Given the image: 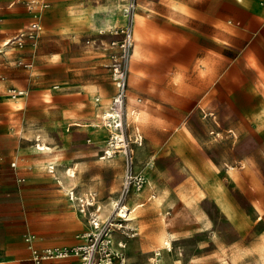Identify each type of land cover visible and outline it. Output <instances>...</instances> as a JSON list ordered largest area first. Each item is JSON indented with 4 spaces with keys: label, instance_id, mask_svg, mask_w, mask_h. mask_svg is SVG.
<instances>
[{
    "label": "crops",
    "instance_id": "crops-1",
    "mask_svg": "<svg viewBox=\"0 0 264 264\" xmlns=\"http://www.w3.org/2000/svg\"><path fill=\"white\" fill-rule=\"evenodd\" d=\"M45 1L48 6L39 16L41 25L36 41H25L23 46L30 47L31 51L26 49L15 55L16 59L31 61L28 71L31 121L34 124L32 131L41 135L58 127L65 126L67 130L72 124L74 135H101L94 127L107 109V100L95 99L100 97L99 82L80 80L75 100L65 99L64 91L52 89L54 84L63 88L67 83L57 68L61 65V51H53L51 47L81 36L99 38V33L105 29L123 25L126 22L124 8L127 0ZM25 2L0 0L2 45L32 20V13L24 6ZM131 23L134 43L126 77L129 94L125 108L126 119L134 117L133 120H138L135 131L139 137L141 134L159 135L158 139H162L166 135L168 147L179 155L172 142L184 141L195 148L197 144L191 136L198 135L195 127L199 122L204 129L209 126V133H215L214 136L237 135L233 127H223L225 115L239 117L238 123L250 125L253 132L264 135V89L259 87L260 83H264V0H136ZM3 54L0 53V61L6 57ZM23 69L18 67L13 70L25 75ZM87 72L96 74L99 70L90 69ZM108 90L107 97L113 93V86ZM27 96L28 91L15 98L0 92V135L6 133L8 115L15 113L20 104L28 102L25 99ZM226 129L227 132H224ZM238 131L242 132L240 128ZM133 134L134 130L129 133ZM39 135L36 140L40 141L34 145L35 152L40 155L36 165L45 169L48 163L61 160L62 155L59 151H52L45 138H39ZM43 143L45 149L40 147ZM105 147L79 149L82 152L78 162L79 191L100 189L105 182L97 172L87 174V161L81 158L96 155L105 158L104 152H99ZM68 154L74 156L70 151ZM225 165L233 171L234 166ZM242 166H245L244 162ZM76 167L73 164L53 174L50 172L54 169H48L43 174L46 183L56 179L58 184L55 187L36 186L30 195L38 208L33 212L34 218L52 220L57 228L70 233L77 231L74 214L80 220L75 205L67 196ZM179 168L186 173V180L192 178L194 172L201 171L187 160H181ZM62 174L68 175V179ZM186 180L180 185L184 190ZM258 189L256 184L254 196L259 194ZM25 191L19 186L20 194ZM140 196V193L132 192L127 196L128 204L132 205ZM150 206L158 205L151 201ZM202 213L210 219L209 214ZM228 223L236 229L239 237L247 226L246 219L241 218L229 219ZM31 225L35 226L34 223ZM73 240L69 238L52 243L35 239L32 244L44 248L53 244H74L81 239ZM165 250L166 246L160 252ZM29 254L28 243L25 249H5L0 255V264H29L23 260ZM252 255L257 256L256 251H241L233 263L228 258V264H242V261H247L246 257ZM186 256L187 253L182 259L173 261L183 264ZM162 258L160 253L157 264ZM249 263L254 264L252 260ZM165 264L169 263L165 260Z\"/></svg>",
    "mask_w": 264,
    "mask_h": 264
},
{
    "label": "rangeland",
    "instance_id": "rangeland-1",
    "mask_svg": "<svg viewBox=\"0 0 264 264\" xmlns=\"http://www.w3.org/2000/svg\"><path fill=\"white\" fill-rule=\"evenodd\" d=\"M28 3L29 0H26L24 6L26 7ZM123 25L105 29L99 33V38L81 36L69 43L52 46L53 51H61L59 54L61 65L57 68L62 74L61 78L67 83L63 88L59 84H54L52 89L64 91L65 99L73 101L80 87L78 81L97 80L101 92L100 97L95 99L107 100L106 108H109L113 96L117 93L113 77L114 63L121 61L122 65L126 66L128 61L127 57L124 59L120 56L119 42L124 37L121 30ZM26 29L27 26L24 25L19 32ZM29 40L26 39L27 43ZM14 46L0 43V53L6 56L0 61V92L10 95L23 89L25 93L28 91V96L25 97L28 102L20 104L15 113L8 115L6 133L0 135V255L5 249H25L28 243L25 239L30 234L34 235V240L52 243L67 241L69 238L81 239L77 235L81 236L86 228V222L80 214V220L74 214L78 225L77 231L73 233L57 228L52 220L34 218L33 212L38 208L30 196L33 194V188L55 187L58 184L56 179L46 183L43 178L49 165L54 166V171L50 172L52 174L58 169L64 171L67 166L77 165L75 176L68 187L74 189L78 196L87 191L96 192L102 204L103 214L110 210V201L119 194L126 167V155L123 150L113 152L111 157L99 158L97 155L81 157L87 161L85 170L87 174L97 172L105 182L101 183L100 189L79 191L78 162L79 154L82 153L79 149L87 147L97 150L107 146L112 129L100 118V122L94 128L101 135H74L72 124L67 130L64 126L53 128L41 135L33 132L34 124L31 121L32 109L29 102L30 67L17 64L15 56L26 49L31 51V48ZM18 67L24 68L22 72L25 75H22L21 71L13 70ZM90 69H98L99 72L90 74L87 72ZM111 86L114 91L107 97L108 88ZM259 87L264 89V83H260ZM126 88L124 102L128 100L129 94L127 83ZM224 117L223 127H233L237 135L214 136L215 133L214 135L209 133V126L204 129L199 122L195 127L198 135L191 136L195 140L194 144H197L195 148L184 141L172 142L179 155L174 154L168 147L166 135L162 139H158L159 135L141 134L139 137L135 131L138 120L128 117L129 124L125 127L124 140L128 143V151L131 152L133 170L143 173L146 177V182L140 190L129 193H140V199L135 202H144L132 213L133 218L129 223L138 233L130 237L116 234V238L120 237L127 241L125 255L129 261L153 264V260H156L153 249L159 244L154 241L158 234L155 235V232L165 228L172 235L173 259L169 253L163 251V258L158 264H165V260L169 264H175L173 260L182 259L185 253L188 256L183 260V264H228V258H231L233 263L241 251L257 253V256L246 257L247 261H242V264H250L251 260L254 264H264V135L253 132L250 125L238 123L239 117L235 115ZM238 128L242 132L238 131ZM132 130L134 134L129 135ZM224 132H227V129ZM38 135L39 138H45L52 151H59L62 155L61 160L48 163L45 169L36 165L40 160V155L34 150V145L40 141L36 140ZM68 151L74 153V156L69 155ZM181 160L189 161L201 171L194 172L193 177L186 180V173L179 168ZM11 162H15V165H11ZM243 162L245 166H242ZM225 163L234 166L233 171L228 170ZM184 180L186 190L180 187ZM256 184L260 192L254 196ZM19 186L26 190L23 195L19 192ZM162 191L161 204L151 207V201L157 205V196ZM128 200L127 197V203ZM72 210L74 211L73 208ZM202 212L209 214L210 219ZM239 218L246 219L247 225L241 237L228 223L229 219ZM82 226L84 227L80 228ZM54 246L61 245L53 244L48 247ZM29 256L23 260L29 263Z\"/></svg>",
    "mask_w": 264,
    "mask_h": 264
},
{
    "label": "built area",
    "instance_id": "built-area-1",
    "mask_svg": "<svg viewBox=\"0 0 264 264\" xmlns=\"http://www.w3.org/2000/svg\"><path fill=\"white\" fill-rule=\"evenodd\" d=\"M47 6L48 3L45 0H29L27 9L32 13V20L25 31H20L13 37L8 38L6 43L14 44L20 48L24 46L27 38L35 43L41 25L39 16ZM135 7L136 0H127L124 8L126 22L121 29L124 37L119 42L120 56L124 57V59L128 58V61L126 66L122 65L121 61H116L113 68L117 93L113 96L109 109L114 110L118 107L119 112L109 117L108 122L105 116L102 117L105 124L112 129L110 135L119 133L120 135H126L127 119L121 108H123L125 103L124 97L127 89L126 70L128 71L129 56L133 46L131 18ZM16 61L17 64H22L24 67L31 66V61L22 59H16ZM16 93L17 95H22L25 90L19 89ZM132 114H134L133 111ZM113 132L115 133L113 134ZM114 139H116V136L114 138L110 136L107 146H115L116 144L112 145ZM124 139L118 141L123 144L119 148L126 155V167L119 194L114 200L110 201V210L103 214L102 204L96 192L87 191L85 194L78 196L75 194L74 189H70L68 197L75 200L77 212L86 222V228L80 236L81 240L74 244L54 246L44 252L35 251L34 255L29 258V264H138L134 261H129L125 255L127 241L120 237L116 238L117 233L126 237H130L131 234L132 236L137 234V230L134 227H127L126 225V221L129 220L127 214L131 212V208L126 207L125 203H127L126 200L129 193L134 190H140L146 182V177L143 173L133 170L131 152L128 151V143ZM103 152L107 155L110 154L106 149ZM11 165H15V162H11ZM49 168L50 171L54 169L53 165Z\"/></svg>",
    "mask_w": 264,
    "mask_h": 264
},
{
    "label": "bare ground",
    "instance_id": "bare-ground-1",
    "mask_svg": "<svg viewBox=\"0 0 264 264\" xmlns=\"http://www.w3.org/2000/svg\"><path fill=\"white\" fill-rule=\"evenodd\" d=\"M132 39H133V43H134V38H133V33H132ZM133 47V46H132ZM10 97H12V98H15V97H17V96H19V95H17V93H11L10 95H9ZM121 109H123L122 110V112H124L125 113V115L127 116V113H126V108H125V103H124V105H123V108H121ZM117 112H119V108L118 107H116L114 110H111V109H109V108H107V109H105L104 111H103V113H102V115H101V119H102V117L103 116H105L106 117V121L108 122V118L109 117H111V116H113V115H115V113H117ZM127 125H128V122H127ZM115 132H113V134H114ZM43 136V135H42ZM114 136H116V139H114L113 141V143H112V145L113 144H116L115 146H106L105 147V149L110 153L109 155H107L106 153H104V157H111V156H113V154L116 152V151H119V150H122V149H120L119 147H121L123 144L120 142V141H118V140H120V139H124V135H120V133L119 134H117V135H112V138H114ZM38 139V138H37ZM117 140V141H116ZM40 147H42V149H45V143H43L42 144V146H40ZM39 147V148H40ZM112 148H118V150L116 149H112ZM52 150V149H51ZM43 152V151H42ZM114 152V153H113ZM46 153V152H45ZM50 167H52V166H50ZM50 169V168H49ZM69 190L70 189H68V191H67V196H69L68 194H69ZM162 196H163V191L162 192H159V194H158V196H157V199H156V204L157 205H160L161 204V201L163 200V199H161L162 198ZM68 199L70 200V202L73 204V205H75V200L74 199H71V198H69L68 197ZM138 200V199H137ZM112 201V200H111ZM208 203V202H207ZM140 204H142V203H140V202H134V203H132V205H130V204H128V203H125V206L126 207H128V208H131V212L130 213H128L127 215H128V219L129 220H127L126 221V225H127V227H132L131 225H129V223H130V220L133 218V216H132V213L140 206ZM210 207V206H209ZM74 208H75V206H74ZM140 208V207H139ZM75 210H76V212H77V209L75 208ZM136 212V211H135ZM131 236H132V234H131ZM77 237H79V238H81L80 237V235H77ZM154 241H157V242H159V244H158V249L157 248H154L153 250L155 251V253L157 254L155 257H156V260H155V264H157V262L156 261H158L159 260V257H160V253L163 255V251H161L160 252V249H162L164 246H166L167 247V250H165L164 252H167V253H169V255H170V257H172V253H173V242H172V235H171V233L168 231V230H166L165 228H161L160 229V231L158 232V234L154 237ZM25 240H27V242H28V247H29V249H30V256H29V258L30 257H32L33 255H34V252L35 251H37V252H44V251H46L47 249H51L52 247H44V248H37V247H35L33 244H32V242L34 241V235H32V234H30V235H28V236H26V239ZM188 256V255H187ZM186 256V257H187Z\"/></svg>",
    "mask_w": 264,
    "mask_h": 264
}]
</instances>
